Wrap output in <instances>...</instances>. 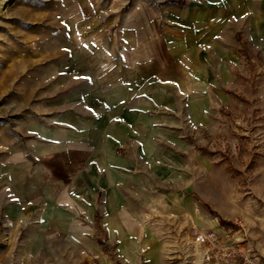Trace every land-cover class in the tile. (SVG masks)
Returning a JSON list of instances; mask_svg holds the SVG:
<instances>
[{
  "label": "crops",
  "instance_id": "0c3cea01",
  "mask_svg": "<svg viewBox=\"0 0 264 264\" xmlns=\"http://www.w3.org/2000/svg\"><path fill=\"white\" fill-rule=\"evenodd\" d=\"M154 1L135 0L119 17L117 42L88 60L64 124L44 129L35 146L5 211L10 225L24 227L25 258L110 264L102 238L126 264L152 260L146 211L157 204L153 181L164 164L178 162V132L226 103L240 45L264 43V0Z\"/></svg>",
  "mask_w": 264,
  "mask_h": 264
},
{
  "label": "rangeland",
  "instance_id": "374dc122",
  "mask_svg": "<svg viewBox=\"0 0 264 264\" xmlns=\"http://www.w3.org/2000/svg\"><path fill=\"white\" fill-rule=\"evenodd\" d=\"M134 1L0 0V264L47 263L24 257V227L10 225L5 211L24 187L44 129L64 124L88 60L117 42L119 17ZM231 75L226 103L205 124L178 132V162H166L153 181L159 197L146 218L157 255L136 264H201L192 226L229 234L230 242L244 237L264 258V43L241 44ZM98 241L104 260L126 264L115 245Z\"/></svg>",
  "mask_w": 264,
  "mask_h": 264
},
{
  "label": "built area",
  "instance_id": "2783aa9c",
  "mask_svg": "<svg viewBox=\"0 0 264 264\" xmlns=\"http://www.w3.org/2000/svg\"><path fill=\"white\" fill-rule=\"evenodd\" d=\"M228 235L214 229L190 228L191 246L197 250L201 264H264L263 256L244 237L230 242Z\"/></svg>",
  "mask_w": 264,
  "mask_h": 264
}]
</instances>
